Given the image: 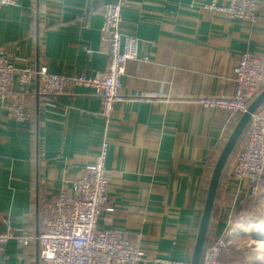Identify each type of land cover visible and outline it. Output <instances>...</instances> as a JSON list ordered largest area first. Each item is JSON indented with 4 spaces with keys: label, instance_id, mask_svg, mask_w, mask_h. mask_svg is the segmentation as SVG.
<instances>
[{
    "label": "crops",
    "instance_id": "obj_1",
    "mask_svg": "<svg viewBox=\"0 0 264 264\" xmlns=\"http://www.w3.org/2000/svg\"><path fill=\"white\" fill-rule=\"evenodd\" d=\"M109 1L15 0L0 8V53L21 69L103 72ZM208 1L124 0L122 28L140 39L139 59L126 65L124 99L114 104L109 121L100 114V98L84 87L48 97L38 80L15 82L0 97V233H19L27 219L40 233L44 201L72 185L107 141L114 210L102 212L99 226L139 239L145 256L138 264L191 263L214 167L241 118L204 107L200 99L235 93L234 68L245 52L264 59V0L256 24L207 11ZM15 100L30 110L26 121L9 111ZM242 139L224 167L206 243L226 236L229 254L234 249L247 264H264L261 242L250 237L244 251L235 246L264 226V177L257 193L249 188L234 196ZM0 264H42L38 242L22 249L11 239Z\"/></svg>",
    "mask_w": 264,
    "mask_h": 264
},
{
    "label": "built area",
    "instance_id": "obj_2",
    "mask_svg": "<svg viewBox=\"0 0 264 264\" xmlns=\"http://www.w3.org/2000/svg\"><path fill=\"white\" fill-rule=\"evenodd\" d=\"M259 0H209L203 8L228 18H239L258 23ZM15 0H0V8L14 5ZM124 0H111L103 9L102 41L107 48L105 71L93 76L57 75L47 67L18 68L0 53V97L12 90L15 82L28 86L35 80L40 83L42 96L71 94L75 87L92 89L101 100L100 114L108 121L114 117V104L123 101L122 78L128 61L139 59L140 39L122 28ZM236 90L230 97H203L204 107L220 108L243 115L254 98L264 89V59L245 52L234 68ZM19 121L29 119L30 110L23 101L15 100L8 106ZM108 142L104 141L94 162L87 166L72 185L65 184L57 195L42 205V230L33 233L24 221L19 233H0V254L11 239H18L22 249L38 242L42 264H138L145 253L140 240L127 231L102 228L99 219L103 211L112 212L109 205L110 182L113 173L106 166ZM264 177V104L251 116L242 140V148L233 169L234 196L240 192H258ZM249 187L244 188L243 184ZM228 243L218 237L205 246L200 264H222L221 257ZM187 264V263H180Z\"/></svg>",
    "mask_w": 264,
    "mask_h": 264
},
{
    "label": "water",
    "instance_id": "obj_3",
    "mask_svg": "<svg viewBox=\"0 0 264 264\" xmlns=\"http://www.w3.org/2000/svg\"><path fill=\"white\" fill-rule=\"evenodd\" d=\"M264 104V90L251 102V104L248 107V110L242 117L240 118L238 124L236 125L232 135L230 136L229 140L227 141L222 153L220 154L217 163L214 167L212 178L210 181L204 210L198 230V235L196 238V243L191 259V264H199L201 260V256L206 244L207 235H208V229L210 224V219L214 207V202L216 199V195L218 192V187L220 183V179L222 177V173L224 170V167L234 150L235 146L237 145L241 135L243 134L247 124L249 123L251 116L256 112V110ZM264 230V229H263ZM262 234V233H258ZM252 239L256 241H263L264 237H254L255 234H250Z\"/></svg>",
    "mask_w": 264,
    "mask_h": 264
},
{
    "label": "rangeland",
    "instance_id": "obj_4",
    "mask_svg": "<svg viewBox=\"0 0 264 264\" xmlns=\"http://www.w3.org/2000/svg\"><path fill=\"white\" fill-rule=\"evenodd\" d=\"M239 142V141H238ZM257 216V214L256 215H254V218ZM253 221V220H252ZM256 221V220H255ZM260 221H263V220H257L256 222H260ZM257 226V225H256ZM258 226H260L259 228H262V227H264V226H261V225H258ZM248 229H246L245 228V230H244V232H246ZM238 232H240V230L238 231ZM251 234V233H250ZM249 234V237L248 236H241V240H240V242H237V244L235 245L236 246V248H238V249H243V251H244V249H247L248 248V244H250V237H251V235ZM223 238H225L226 239V241H227V243H228V241L229 240H227V237L226 236H224ZM254 240V239H253ZM255 242V244H256V242H258V243H260L261 241H256V240H254ZM247 246V247H246ZM246 247V248H245ZM230 250V249H229ZM232 250H234V249H232ZM232 250L230 251V254L228 253V246H227V248H226V250H225V252H224V254L222 255V257H221V263L222 264H247L246 263V261H247V259H245L244 258V256L242 255V253L241 252H237L236 251V253H235V250L232 252ZM263 250H261L260 249V251L258 252V255H260L261 253H262V255H264L263 254ZM226 253H227V255H226Z\"/></svg>",
    "mask_w": 264,
    "mask_h": 264
},
{
    "label": "bare ground",
    "instance_id": "obj_5",
    "mask_svg": "<svg viewBox=\"0 0 264 264\" xmlns=\"http://www.w3.org/2000/svg\"><path fill=\"white\" fill-rule=\"evenodd\" d=\"M263 90H264V89H263ZM263 90H262V91H263ZM262 91H261V92H262ZM261 92H260V93H261ZM260 93H259V94H260ZM259 94H258V95H259ZM258 95H257V96H258ZM257 96H256V97H257ZM256 97H255V98H256ZM255 98H254V99H255ZM250 104H251V103H250ZM261 106H262V105H261ZM261 106H260V107H261ZM260 107H259V108H260ZM259 108H258V109H259ZM258 109H257V110H258ZM247 110H248V109H247ZM257 110H256V111H257ZM245 113H246V112H245ZM243 115H244V114H243ZM240 116L242 117V115H240ZM250 120H251V119H250ZM249 122H250V121H249ZM248 124H249V123H248ZM248 124H247V126H246V128H245V130H244V132H243V134H242L243 137L245 136V133H246V131H247ZM242 135H241V137H242ZM241 137H240V138H241ZM239 140H240V139H239ZM242 140H243V139H242ZM259 227H260V226H258V225L255 226L256 236H254V237H256V238H258V237H264V230H263L264 227H262V228H259ZM250 230H251V229H250ZM255 230H254V231H255ZM258 233H262V234H259V235H258ZM223 237H224V236H223ZM210 243H211V242H210ZM206 245H208V244L206 243L205 246H206ZM260 246L263 248V251H264V240L261 241ZM204 249H205V247H204ZM203 252H204V250H203ZM202 255H203V253H202ZM261 255H262V254H261ZM201 258H202V256H201ZM200 261H201V260H200ZM188 264H189V263H188ZM190 264H191V263H190ZM199 264H200V263H199Z\"/></svg>",
    "mask_w": 264,
    "mask_h": 264
}]
</instances>
